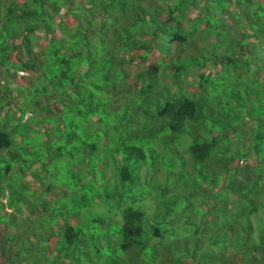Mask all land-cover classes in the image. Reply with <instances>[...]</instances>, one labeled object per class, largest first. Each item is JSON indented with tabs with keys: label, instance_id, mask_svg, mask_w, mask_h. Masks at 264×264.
<instances>
[{
	"label": "trees",
	"instance_id": "16d2710c",
	"mask_svg": "<svg viewBox=\"0 0 264 264\" xmlns=\"http://www.w3.org/2000/svg\"><path fill=\"white\" fill-rule=\"evenodd\" d=\"M251 84L264 0H0V264H264Z\"/></svg>",
	"mask_w": 264,
	"mask_h": 264
},
{
	"label": "rangeland",
	"instance_id": "374dc122",
	"mask_svg": "<svg viewBox=\"0 0 264 264\" xmlns=\"http://www.w3.org/2000/svg\"><path fill=\"white\" fill-rule=\"evenodd\" d=\"M26 76V75H25ZM260 79H262V78H260ZM261 81V80H260ZM2 86H6V84L5 83H3L2 84ZM261 91H263V87L261 86ZM259 91V88L255 85V84H251V90H250V92H249V95H250V97H252L251 99H252V101L250 100V98L248 99V103H249V105L250 106H252V102L254 103V104H256V105H258V106H262L263 105V103H264V100H260V99H256L254 96H252V95H254L255 93H257ZM24 96L26 97V94H24ZM24 96H20L18 99H19V101H17L18 103L16 104V105H13V107H14V109H12V110H14L15 112H16V117H17V119H19L20 117H19V115H20V112H19V107L24 103V101H25V97ZM245 97L247 96V94H245L244 95ZM123 103H124V101H123ZM122 103V104H123ZM10 110H6V112H9ZM240 113H241V115L243 116L242 118H241V120H242V122L244 123V124H247V122H249V121H251L252 119L250 118V117H248L249 116V114L246 112V111H244V109H243V111L242 110H240ZM31 116H32V114H31V112L30 111H28V113H27V115H26V118H31ZM255 116H257V117H259V119H258V124L260 123V122H264V115H261L260 113H258V114H255ZM26 120V119H25ZM240 120V119H239ZM238 124V123H237ZM35 136L31 133V135H30V137H29V139L28 140H30V139H33ZM236 141V140H235ZM25 142V141H24ZM234 145L236 146L234 149H235V151L236 152H238L240 149H242V147L240 148V145L239 146H237V143L235 142L234 143ZM249 147H250V143H246V148L249 150ZM245 149V148H244ZM246 149V150H247ZM238 150V151H237ZM110 176H111V174H109ZM142 175H143V178H146V176H147V170H145V171H143V173H142ZM110 176H109V179H110ZM150 177V176H149ZM146 179H148V177L146 178ZM149 181H152L151 179L149 180ZM0 196L2 197V198H5L6 197V199L5 200H8L9 198H10V196H6L5 195V193H1L0 194ZM4 200V202H6ZM97 207H98V209L100 210V212H104L106 209L104 208V210H103V207L101 206V205H95V207L94 206H91V209L93 208V210L94 209H97ZM6 210H7V206H6ZM88 211V210H87ZM10 212V211H9ZM5 214V212H2V216ZM4 222L6 223V222H9V218L8 217H6L5 218V220H4Z\"/></svg>",
	"mask_w": 264,
	"mask_h": 264
},
{
	"label": "clouds",
	"instance_id": "9594fccd",
	"mask_svg": "<svg viewBox=\"0 0 264 264\" xmlns=\"http://www.w3.org/2000/svg\"><path fill=\"white\" fill-rule=\"evenodd\" d=\"M20 75L21 76H23V75H26L25 73H23V72H20ZM1 200V199H0ZM7 209H8V207H7Z\"/></svg>",
	"mask_w": 264,
	"mask_h": 264
}]
</instances>
